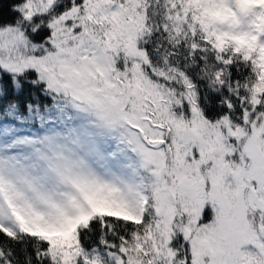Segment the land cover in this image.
Segmentation results:
<instances>
[{"label": "snow or ice", "instance_id": "obj_1", "mask_svg": "<svg viewBox=\"0 0 264 264\" xmlns=\"http://www.w3.org/2000/svg\"><path fill=\"white\" fill-rule=\"evenodd\" d=\"M0 264H264V0H0Z\"/></svg>", "mask_w": 264, "mask_h": 264}, {"label": "trees", "instance_id": "obj_2", "mask_svg": "<svg viewBox=\"0 0 264 264\" xmlns=\"http://www.w3.org/2000/svg\"><path fill=\"white\" fill-rule=\"evenodd\" d=\"M4 11H5V14H7V11H8V9H7V5H5V7H4Z\"/></svg>", "mask_w": 264, "mask_h": 264}]
</instances>
